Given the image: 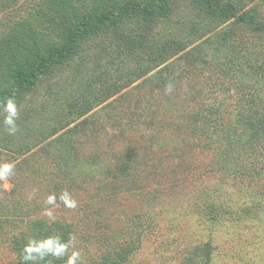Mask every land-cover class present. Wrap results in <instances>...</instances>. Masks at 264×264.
<instances>
[{
  "label": "rangeland",
  "instance_id": "374dc122",
  "mask_svg": "<svg viewBox=\"0 0 264 264\" xmlns=\"http://www.w3.org/2000/svg\"><path fill=\"white\" fill-rule=\"evenodd\" d=\"M217 1L264 24V0ZM156 2L0 0V92L83 19ZM168 6L80 40L14 111L0 101V264H264V167L238 122L264 102V35L202 0ZM163 67L166 85L147 79Z\"/></svg>",
  "mask_w": 264,
  "mask_h": 264
},
{
  "label": "trees",
  "instance_id": "16d2710c",
  "mask_svg": "<svg viewBox=\"0 0 264 264\" xmlns=\"http://www.w3.org/2000/svg\"><path fill=\"white\" fill-rule=\"evenodd\" d=\"M169 2L170 0H157L156 3L145 5L128 4L119 12L110 9L105 13L97 14L94 19H83L78 24L75 31L70 34V42L67 46L60 49H52L48 56L35 59L29 68L18 69L14 76L13 85L7 90L0 92V101H8L9 99L14 100L20 95L30 91L36 85L38 76L48 74L51 68L59 66L69 60V58L76 53L77 44L83 38L104 33L110 29L115 30V33H117V25L120 21V17H127V15L141 16L147 20H150L153 17L165 18L170 14L168 6ZM202 3L203 8L210 17L217 19L233 18L237 24L249 26L253 32L264 35V24L257 22L255 11L251 10L249 12L238 14L235 13L232 5H221L217 0H202ZM167 57H158L162 62L161 64L167 62ZM166 71L167 69L163 67L160 71L154 73L147 79L164 81V86L169 81L168 78L164 77ZM148 72H144L143 77L148 75ZM256 73L257 75L264 77L263 64L258 65ZM157 86H162V83ZM247 99L245 98L241 101V109L238 114L239 117H237L238 122L247 129L242 138H246L244 143L246 150L253 152L252 157L250 158L255 162L252 163L251 169L256 173L259 172L260 167H264V102L262 100L256 101L254 103L257 106L256 111L246 113L250 112V110H243L246 107L245 104H249Z\"/></svg>",
  "mask_w": 264,
  "mask_h": 264
},
{
  "label": "clouds",
  "instance_id": "9594fccd",
  "mask_svg": "<svg viewBox=\"0 0 264 264\" xmlns=\"http://www.w3.org/2000/svg\"><path fill=\"white\" fill-rule=\"evenodd\" d=\"M7 107L10 110L14 111V101L12 99L8 100ZM10 172H11V166L10 165H4L3 169L0 170V179H5Z\"/></svg>",
  "mask_w": 264,
  "mask_h": 264
}]
</instances>
